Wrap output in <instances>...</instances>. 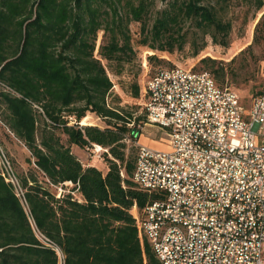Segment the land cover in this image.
Masks as SVG:
<instances>
[{"label": "trees", "instance_id": "obj_1", "mask_svg": "<svg viewBox=\"0 0 264 264\" xmlns=\"http://www.w3.org/2000/svg\"><path fill=\"white\" fill-rule=\"evenodd\" d=\"M200 1L169 2L153 24L156 37L166 36L150 48H181L183 36L167 33L183 21L210 30L212 40L226 46L230 23ZM254 2L261 9L263 0ZM146 12L145 0H137L129 4L126 18L143 22ZM122 27L112 0H0V83L9 88L0 89V121L30 152L28 170L17 174L22 200L0 176V264H161L147 241H140L130 212L133 204L141 210L155 198L132 181L137 148L133 158L124 153L125 142L136 140L128 124L143 121L145 115H124L108 106L113 83L93 55L97 32L103 30L109 36L100 56L120 65L128 62L132 49ZM262 42L264 11L246 50ZM200 61L209 68L201 71L217 83L224 81L221 62L208 57ZM140 92L134 84L133 96L139 99ZM87 113L102 118L105 127L78 126ZM37 118L43 122L40 130ZM58 128L65 143L55 132ZM89 144L108 149L105 173L83 166L71 150ZM66 181L74 184L71 189L81 201L51 191Z\"/></svg>", "mask_w": 264, "mask_h": 264}, {"label": "built area", "instance_id": "obj_2", "mask_svg": "<svg viewBox=\"0 0 264 264\" xmlns=\"http://www.w3.org/2000/svg\"><path fill=\"white\" fill-rule=\"evenodd\" d=\"M139 100L145 119L128 124L134 138L154 125L169 142L158 150L134 141L132 181L155 196L141 210L131 207L140 241L161 264H264V93L246 106L209 72L173 66L150 75ZM86 150L95 158L108 153L98 144ZM0 176L23 198L1 145ZM63 185L74 184H58L56 197Z\"/></svg>", "mask_w": 264, "mask_h": 264}, {"label": "rangeland", "instance_id": "obj_3", "mask_svg": "<svg viewBox=\"0 0 264 264\" xmlns=\"http://www.w3.org/2000/svg\"><path fill=\"white\" fill-rule=\"evenodd\" d=\"M118 14L122 16L123 31L129 36V44L132 52L130 60L121 65L116 61L103 59L100 54V46L108 40L109 33L99 30L95 41L94 57L100 59L105 67L108 77L113 83L110 93L106 97L108 106L119 110L122 114L131 113L133 116H143L141 100L133 96V85L143 86L144 81L158 69L173 66L192 67L195 70H207L209 68L201 63V59L208 57L221 62L224 68V81L220 85L235 89L241 96L243 104L248 106L252 94L256 91H264V44H253L251 50H246L252 43L255 24L264 11V0L261 9L257 10L254 0H201V4L215 8L217 16L223 22L230 23L227 36V45L215 43L211 38L210 30H203L193 22L183 21L178 26L172 27L168 34L176 37L181 34L184 44L181 48H174L172 52L151 49L164 40L163 34L158 38L154 34L153 24L161 10L166 8L172 0H145L147 12L143 15V22H137L126 18L130 3L137 4V0H112ZM130 18V17H129ZM221 36L217 34V39ZM197 54L194 51L197 48ZM79 122L82 126L92 125L105 127V121L93 113H87ZM37 127L40 130L43 122L37 118ZM155 128L145 126L143 135L138 142L158 150H169L167 138L157 139ZM61 140L66 142V135L61 129H55ZM135 132V129L133 133ZM149 138V139H148ZM125 142V141H124ZM144 143V144H143ZM0 145L10 159L16 174L26 172L29 168L26 162L30 152L25 145L9 132V129L0 121ZM72 152L83 166H95L102 173L107 170V153L102 158L88 155L86 147L71 146ZM125 156L134 157L136 145L131 140L125 142ZM39 179H42L39 176ZM58 185L50 187L56 195ZM72 185H63L62 194H78L73 191ZM22 200V198H21Z\"/></svg>", "mask_w": 264, "mask_h": 264}, {"label": "crops", "instance_id": "obj_4", "mask_svg": "<svg viewBox=\"0 0 264 264\" xmlns=\"http://www.w3.org/2000/svg\"><path fill=\"white\" fill-rule=\"evenodd\" d=\"M146 126H150V127H153L155 128V132H156V135H157V139L158 140H161L163 138H167L165 133L163 132V130L159 129L157 126H154V125H146ZM144 130V128H143ZM143 130L137 135V137L135 138L137 140V142H140L139 139H140V136L143 135ZM149 139V138H148ZM144 144V143H143Z\"/></svg>", "mask_w": 264, "mask_h": 264}, {"label": "bare ground", "instance_id": "obj_5", "mask_svg": "<svg viewBox=\"0 0 264 264\" xmlns=\"http://www.w3.org/2000/svg\"><path fill=\"white\" fill-rule=\"evenodd\" d=\"M83 124V122H81Z\"/></svg>", "mask_w": 264, "mask_h": 264}]
</instances>
